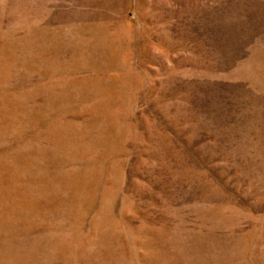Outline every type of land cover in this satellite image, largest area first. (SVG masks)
Masks as SVG:
<instances>
[{
    "label": "rangeland",
    "instance_id": "obj_1",
    "mask_svg": "<svg viewBox=\"0 0 264 264\" xmlns=\"http://www.w3.org/2000/svg\"><path fill=\"white\" fill-rule=\"evenodd\" d=\"M0 264H264V0H0Z\"/></svg>",
    "mask_w": 264,
    "mask_h": 264
}]
</instances>
